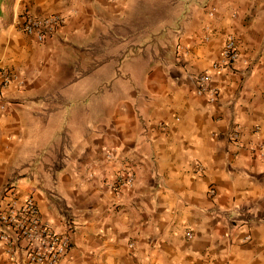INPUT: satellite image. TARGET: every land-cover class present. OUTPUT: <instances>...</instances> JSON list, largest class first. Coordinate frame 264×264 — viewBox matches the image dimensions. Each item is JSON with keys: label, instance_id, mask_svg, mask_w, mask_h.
Listing matches in <instances>:
<instances>
[{"label": "crops", "instance_id": "obj_1", "mask_svg": "<svg viewBox=\"0 0 264 264\" xmlns=\"http://www.w3.org/2000/svg\"><path fill=\"white\" fill-rule=\"evenodd\" d=\"M35 2L65 23L0 39V193L75 225L61 264H264V0ZM125 170L135 184L113 188Z\"/></svg>", "mask_w": 264, "mask_h": 264}, {"label": "built area", "instance_id": "obj_2", "mask_svg": "<svg viewBox=\"0 0 264 264\" xmlns=\"http://www.w3.org/2000/svg\"><path fill=\"white\" fill-rule=\"evenodd\" d=\"M65 23V17L54 13L38 15L27 13L20 23V30L34 36L38 41L45 42L57 36ZM240 52L237 38L227 37L219 66L233 69L239 60ZM17 78L9 69L3 70L2 86H7ZM197 92L207 95L210 102H217L219 89L213 84L209 72L198 73L195 76ZM238 128L230 134L231 140H238ZM135 173L125 170L117 175L113 188L133 186ZM215 189L211 190V194ZM75 225L66 223L65 231H59L47 224L41 216L40 208L33 196L20 199L15 193L14 185L7 184L0 193V241L6 244V255L10 264H61L73 244ZM192 237V233H188Z\"/></svg>", "mask_w": 264, "mask_h": 264}, {"label": "rangeland", "instance_id": "obj_3", "mask_svg": "<svg viewBox=\"0 0 264 264\" xmlns=\"http://www.w3.org/2000/svg\"><path fill=\"white\" fill-rule=\"evenodd\" d=\"M35 0H1L0 1V39L5 35V31L14 26L20 30V19L27 13H35ZM5 8L9 9L7 15ZM16 11V12H15ZM12 14H11V13ZM13 15V16H9Z\"/></svg>", "mask_w": 264, "mask_h": 264}, {"label": "trees", "instance_id": "obj_4", "mask_svg": "<svg viewBox=\"0 0 264 264\" xmlns=\"http://www.w3.org/2000/svg\"><path fill=\"white\" fill-rule=\"evenodd\" d=\"M1 1V0H0Z\"/></svg>", "mask_w": 264, "mask_h": 264}]
</instances>
